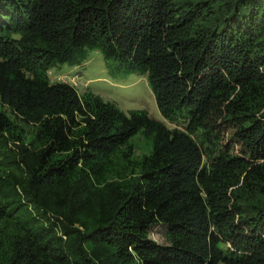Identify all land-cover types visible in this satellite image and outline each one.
<instances>
[{"label":"trees","instance_id":"16d2710c","mask_svg":"<svg viewBox=\"0 0 264 264\" xmlns=\"http://www.w3.org/2000/svg\"><path fill=\"white\" fill-rule=\"evenodd\" d=\"M90 51L176 128L50 81ZM0 264H264V0H0Z\"/></svg>","mask_w":264,"mask_h":264},{"label":"rangeland","instance_id":"374dc122","mask_svg":"<svg viewBox=\"0 0 264 264\" xmlns=\"http://www.w3.org/2000/svg\"><path fill=\"white\" fill-rule=\"evenodd\" d=\"M49 79L52 83H69L77 88L80 94L90 90L101 96L105 101L115 103L124 113L142 110L149 114V117L163 123L168 128H176L161 115L156 99L149 86L147 76L140 74H120L110 76L102 54L98 51H90L86 63L81 66L59 65L49 71ZM220 123V137L212 145L217 151L218 147L227 149L233 146L232 131L226 125ZM233 151L239 152V147L234 145ZM140 154V152H137ZM166 227L158 225L151 231V239L160 245H167Z\"/></svg>","mask_w":264,"mask_h":264}]
</instances>
